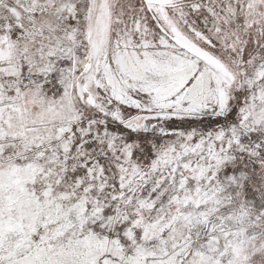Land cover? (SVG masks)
Instances as JSON below:
<instances>
[{
	"label": "snow or ice",
	"instance_id": "6c2138e0",
	"mask_svg": "<svg viewBox=\"0 0 264 264\" xmlns=\"http://www.w3.org/2000/svg\"><path fill=\"white\" fill-rule=\"evenodd\" d=\"M0 264H264V0H0Z\"/></svg>",
	"mask_w": 264,
	"mask_h": 264
}]
</instances>
